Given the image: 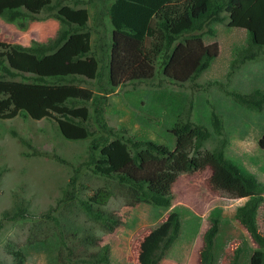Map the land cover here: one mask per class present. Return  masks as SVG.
<instances>
[{
    "label": "trees",
    "instance_id": "1",
    "mask_svg": "<svg viewBox=\"0 0 264 264\" xmlns=\"http://www.w3.org/2000/svg\"><path fill=\"white\" fill-rule=\"evenodd\" d=\"M87 2L95 10L93 30L97 38L92 55L98 67L95 74L94 70L88 68L67 70L93 75L97 94L80 86L75 76L63 74L14 81L21 75L7 67L0 58V119H11L17 115L34 120L54 119L61 135L67 140H81L89 136L91 140L84 165L92 166L95 175L115 179L129 198L130 206L142 203L168 209L174 198L173 187L180 175L209 171L211 192L222 191L232 199H247L237 208L235 219L257 246L248 264H264V232L257 223L264 201V185L256 176L225 157L224 150L229 141L223 121L216 114H212L211 128L217 144L211 151L201 148L204 142L212 138V133L188 120L175 123L171 128L175 140L171 148L151 140L118 137L108 127L103 114V101L116 88L152 79L157 71L175 82L195 81L219 53L215 41L210 44L204 42L205 36H214L213 24H222L227 20L229 28L244 30L247 35V46L236 52L229 75L244 63L255 61L264 49V0ZM85 3L84 0H0V19L15 24L19 30H24L28 22L38 21V15L42 12L57 20L60 29L54 38L45 43L33 41L29 47L15 45L17 51L28 53L39 61L48 58L57 68L55 57L50 54L57 55L54 52L60 48L61 51L62 46L77 39L73 36L88 28L87 10L76 8ZM80 56L83 54H79L75 62ZM226 95L251 111L260 112L264 107L262 90H254L246 95L227 91ZM86 105L92 107L91 115L84 107ZM89 121L93 122L96 131L88 129ZM257 144L264 151V133ZM27 146L32 152L25 153L24 157H47L46 153L32 148L31 144ZM53 159L64 164L57 155ZM79 176L80 169L74 170L55 205L75 203L89 220L112 232L120 221L102 209L111 199V193L102 188L86 200L78 199L81 187ZM19 192L23 193V189L13 191L11 208L1 212L0 230L5 222L32 218L28 202ZM180 208H174L160 225L143 237L139 243L138 264H162L181 237L183 214ZM56 209L51 208L45 215L60 230L57 263L109 264L108 246L87 253L90 246L97 245V240L86 235L79 239L73 235L74 238L70 239L61 230L58 219L51 216ZM218 215V211L213 212L209 227L203 234L199 264H214V240L220 222ZM12 254L17 258V263H21V252ZM239 256L240 250H236L233 264H237Z\"/></svg>",
    "mask_w": 264,
    "mask_h": 264
},
{
    "label": "rangeland",
    "instance_id": "2",
    "mask_svg": "<svg viewBox=\"0 0 264 264\" xmlns=\"http://www.w3.org/2000/svg\"><path fill=\"white\" fill-rule=\"evenodd\" d=\"M84 1L85 4L76 8L87 10L88 28L73 36L77 39L66 43L61 51L60 48L54 52L57 55L50 54L55 57L57 68L48 58L39 61L15 49V45L29 47L33 41L45 43L54 38L60 29L57 20L42 12L38 15V21L28 22L24 30H19L15 24L0 19V58L7 67L21 75L14 81L63 74L75 76L80 86L97 94L93 75L67 70L88 68L94 70L95 74L98 67L92 55L97 38L93 30L95 10L87 0ZM64 4L70 5L68 2ZM211 28L215 34L213 37L205 36L204 42L210 44L215 41L219 53L195 81L175 82L157 71L152 79L125 84L103 101L104 119L118 137L151 140L173 148L175 140L170 130L175 123L188 120L212 133L211 119L214 113L223 121L229 141L224 150L225 157L256 176L264 185V151L257 144L264 133V107L260 112L251 111L226 95L227 91L244 95L254 90L264 91V49L255 61L244 63L229 75L236 52L247 46L246 32L229 28L227 20L222 24H213ZM81 53L83 56L75 62ZM84 107L89 115L93 113L91 106ZM88 124L90 131H96L92 121ZM90 140L89 136L81 140L65 139L54 119L34 120L20 115L0 119V214L11 208L13 191L22 188L23 193L19 194L28 202L32 215L26 220L4 223L0 230V264H58L60 230L45 215L51 208H57L51 216L58 219L61 230L70 239L74 238L73 235L78 239L86 235L97 240V245L90 246L87 253L108 246L109 264H138L140 241L178 206L183 214L181 237L162 264H199L203 233L216 211L219 212L220 222L214 240V264H233L236 250H240L237 264H248L257 246L235 219L237 208L247 199H232L222 191L211 192L208 185L210 172L203 171L180 175L168 209L142 203L130 206L129 198L115 179L95 175L92 166L84 165ZM27 144L46 153L47 157H24L25 153L32 152ZM216 144L217 139L212 133V138L204 142L201 149L211 151ZM55 155L64 164L54 160ZM76 169H80L78 199L86 200L102 188L111 193V199L102 209L120 221L112 232L89 220L75 203L55 205L61 189ZM257 223L264 232V201ZM19 251L22 254L21 263H17V258L12 254Z\"/></svg>",
    "mask_w": 264,
    "mask_h": 264
},
{
    "label": "clouds",
    "instance_id": "3",
    "mask_svg": "<svg viewBox=\"0 0 264 264\" xmlns=\"http://www.w3.org/2000/svg\"><path fill=\"white\" fill-rule=\"evenodd\" d=\"M179 177H180V176H179ZM175 184H176V183H175ZM174 186H175V185H174ZM173 189H174V187H173ZM173 193H174V191H173ZM192 216H194V215H192ZM194 217H195V216H194ZM196 218H197V217H196ZM208 227H209V226H208ZM181 231H182V230H181ZM205 231H206V230H205ZM205 231H204V232H205ZM203 234H204V233H203ZM137 258H138V257H137ZM166 258H167V257H166ZM166 258H165V259H166ZM165 259H164V260H165ZM164 260H163V261H164ZM137 261H138V259H137ZM162 263H163V262H162Z\"/></svg>",
    "mask_w": 264,
    "mask_h": 264
}]
</instances>
